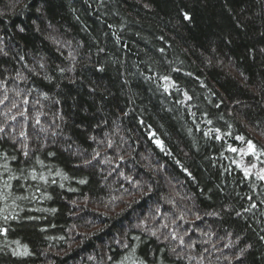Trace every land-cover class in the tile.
Segmentation results:
<instances>
[{"label": "trees", "instance_id": "1", "mask_svg": "<svg viewBox=\"0 0 264 264\" xmlns=\"http://www.w3.org/2000/svg\"><path fill=\"white\" fill-rule=\"evenodd\" d=\"M0 264H264V0H0Z\"/></svg>", "mask_w": 264, "mask_h": 264}, {"label": "snow or ice", "instance_id": "2", "mask_svg": "<svg viewBox=\"0 0 264 264\" xmlns=\"http://www.w3.org/2000/svg\"><path fill=\"white\" fill-rule=\"evenodd\" d=\"M187 18V17H186ZM167 79V78H166ZM233 151H235V149H233Z\"/></svg>", "mask_w": 264, "mask_h": 264}]
</instances>
